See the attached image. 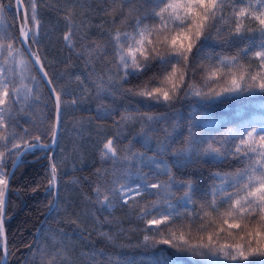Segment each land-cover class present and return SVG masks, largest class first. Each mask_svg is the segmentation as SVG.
Returning <instances> with one entry per match:
<instances>
[{"label":"trees","instance_id":"16d2710c","mask_svg":"<svg viewBox=\"0 0 264 264\" xmlns=\"http://www.w3.org/2000/svg\"><path fill=\"white\" fill-rule=\"evenodd\" d=\"M233 3L235 0H226L222 12L225 21L232 18ZM0 4L3 5L0 43H14L15 48L12 56L0 53L3 55L0 72L6 68L8 77L5 80L0 74V81L8 84L10 92L13 85L20 89L21 100L5 116L14 126L10 130L0 129V133L11 131L23 136L25 129L33 134L47 133L44 143L49 144L52 141L48 132L51 127L49 117L55 115L54 100L23 46L11 39L19 36L15 1L0 0ZM30 4L31 0L25 3L29 15ZM239 6L248 7L249 11L258 7L256 0H250V5L249 0H245ZM152 7L154 0H37L39 36L38 44H32L31 48L35 53L39 51L54 87L62 94V132L54 151L26 154L11 181L5 223L9 249L7 264H208L201 257L160 241L170 239L172 233L178 238L183 232L193 244L201 239L207 243L211 232L216 247L224 243H243L240 240L242 231L229 230L223 223L235 219L223 215L230 208L228 203L219 207L221 215L210 208L207 209L209 214L204 215L202 209L207 207L206 201H211L209 193L213 189L233 190L235 174L248 166L246 157L234 156L231 152L234 151L233 144L239 142L241 131L264 129V92L225 94L223 99L210 102L183 93L197 89L207 91L206 85H212L216 91L224 87L229 74L227 67L223 68L219 79L207 80L213 63L220 67L218 58L237 56L241 65L254 71L258 59L252 53L261 44L258 26L245 18L243 35L252 38V42L238 40L229 44L223 42L232 35L225 31L228 25L223 21L217 24L221 38L206 41L204 47V56L217 59L198 60L195 68L185 69L183 62L178 65L173 78L175 92L172 85L165 82L166 73L158 61V55L167 53L166 46L155 45L157 53L150 56L151 67L144 73L128 77L126 82L120 79L123 74L115 66L118 57L110 45L105 47L109 54L102 58L96 55L89 58L85 53V46L107 45L109 34H135L138 20L142 21V28L155 27L152 19H144ZM212 23L208 21L207 30L211 29ZM66 35L71 37L74 48L68 46ZM82 36L88 39L81 40ZM150 38L155 42L156 33L153 32ZM245 46L249 54L238 55ZM148 47L151 51L153 46ZM138 58L144 62L142 57ZM109 77H112L111 86ZM25 85L32 89L27 101L23 100ZM145 85L161 86L169 91L172 99L164 102L161 98L156 103L155 96L149 100L129 94V89L136 92ZM2 88L0 83V90ZM73 98L79 101L76 105L71 103ZM3 107L8 108V105ZM125 116L132 119L125 121L122 119ZM147 116L154 119L148 121ZM189 130L195 144L189 143ZM107 139H113L117 146L115 158L111 154L108 159L101 158L100 152ZM213 141L218 142L213 146L221 149V155H205L204 150ZM15 142L21 147L12 151L19 155L26 145L23 140ZM6 144L8 140H0V153H3L0 170L8 176L18 155H10L3 147ZM185 148L189 149L186 153L183 152ZM130 153L151 158L154 162L137 164L133 161L132 171L138 174L125 178L123 171L128 164L125 157ZM53 163L57 166L55 181L52 180ZM169 173L174 184L152 189L130 200L128 205L113 201L114 206L108 208L101 207L96 201V189L99 187L102 201L118 177L120 182L116 188L121 184L141 183L144 175L148 176L149 182L155 180L169 185ZM187 184L192 187L190 203L184 198ZM219 195L222 197L223 193ZM109 199H112L110 195ZM152 205L156 207L152 208ZM192 208L200 219H193ZM158 209L174 212L159 226L165 229L160 235L154 231L149 233L150 226L146 223ZM145 210H150L151 215L143 218ZM168 223L171 228L166 227ZM220 228L224 231H219ZM146 235L149 236L147 244ZM96 253L102 255H94ZM1 261L0 248V264Z\"/></svg>","mask_w":264,"mask_h":264},{"label":"snow or ice","instance_id":"6c2138e0","mask_svg":"<svg viewBox=\"0 0 264 264\" xmlns=\"http://www.w3.org/2000/svg\"><path fill=\"white\" fill-rule=\"evenodd\" d=\"M27 0H15L17 4V15L21 17V24L18 26L19 36L11 38L14 42H18L21 45H28L25 51L31 55L33 60V66L40 65L38 71L43 74L46 86L49 87L50 95H54L55 103V115L49 117L51 127L48 132L52 136V144L44 143L47 138V133H30L27 129L24 130L23 136H18L15 133L9 131L7 134L0 133V140H8V144L3 145L7 148L9 154L12 156L18 155L17 152H13L12 149H19L21 145L16 143L17 140H23L27 146L28 151H35L37 149H51L56 141L59 128L61 126V96L62 94L57 92V89L53 86V80L48 78V73L44 71V65L41 63V57L39 51L32 54L31 45L38 44L39 36V20L36 14L37 0H31L29 5L31 14H28V10L25 8ZM245 0H235L233 3V15L232 18L225 21L222 15L225 7L226 0H154V7L146 15L144 19H152L155 22V27L149 28L147 26L141 27L142 21L136 22L135 35L129 36L127 33L116 32L114 35L109 34L107 45L102 47L101 45H95L94 47L85 46V53L92 57L96 55L97 58H102L109 53L105 51V47L110 45L114 49V55L118 57L116 68L118 72L123 75L120 78L126 82L128 77L137 75L138 73H144L151 67L150 56L157 53L155 45L166 46L168 51L164 55H158V61L160 67L166 73L164 80L166 83L172 85V89L175 92L176 87L174 83V77L176 75V68L182 62L185 69L188 67L195 68V63L198 60H216L214 57L204 56L205 42L212 39L221 38V30L216 27L217 24L222 21L228 25L225 31L232 33L230 37L223 40L224 43L232 44L238 40H245L248 43L252 42V38L245 37L243 30L245 29V18L254 21L258 28L260 47L255 50L252 55L258 59V64L255 66V70L250 72L247 68L240 64L237 56L231 58L223 57L218 58L220 67H217L215 63L212 65V71L207 74V80L219 79L220 74L224 67L228 68V78L226 85L216 91L212 85H206L207 91L194 90L183 93L184 96L195 95L196 97L212 101L216 99H223L224 95H243L245 93H251L253 91L264 92V0H256L258 7L252 8L249 11L248 7H240L239 5L244 3ZM250 5V0H249ZM3 11V5L0 4V12ZM212 21L211 29H208V21ZM179 21V23H176ZM171 23V27L169 24ZM252 31L251 28L248 29ZM153 32L156 33L157 40L154 42L150 37ZM215 33V37L213 36ZM137 36L139 37L137 39ZM71 37L65 36V41L69 42L68 46L74 48L75 45L70 43ZM88 37L82 36L81 40H87ZM131 41V43L129 42ZM95 44V42H92ZM148 46H153L149 51ZM195 49V51H194ZM15 51L14 43H0V53L6 52L8 56H12ZM249 54L247 46L240 49L238 55ZM138 57H142L144 62ZM0 59H3V55H0ZM235 69V70H234ZM0 74L4 75L5 80L7 77V69H3ZM93 74H95L93 72ZM97 79H100L97 77ZM181 80L184 76L181 75ZM110 84L112 77H109ZM3 84L2 90H0V129L10 130L14 125L5 119V116L10 110L17 104L21 103L20 89L13 85V90H8V84L0 81ZM100 87L103 89L104 85L101 83ZM123 87V83L120 84V88ZM113 91L118 89L113 88ZM129 94L139 95L151 100L155 96V102L159 103L161 98L164 102H169L172 97L169 91L165 90L159 85L150 86L145 85L140 91L133 92L129 89ZM214 93V94H213ZM32 94V89L24 86L23 100L27 101ZM79 101L73 98L71 103L76 105ZM4 105H8V108H4ZM23 109L21 108V111ZM123 120H131V116L122 117ZM148 121L153 120L151 116H147ZM234 134V133H233ZM9 137H11L9 139ZM189 137L191 138L189 143L195 144V139L192 137L191 130H189ZM35 142L32 143L31 141ZM119 138L116 143L119 144ZM218 143L213 141L208 143L207 148L204 150L205 155H221V149L214 147L213 144ZM234 151L232 155H239L246 157L249 161L248 166L235 174V179L231 185L233 190L225 191L223 188L213 189L209 195L212 197L211 201H206V208L202 209L204 215H208V210L216 211L218 215L219 207L223 203H228L230 208L223 213L229 217H235L234 220H224L223 223L227 225L229 230L239 229L243 234L240 235V240L243 243H224L219 247L213 244V234L209 232L207 236V243H204L201 239L198 243L193 244L183 232L179 237H176L175 233H172L170 239H163L160 242L163 244H170L176 247L180 251H188L192 256L203 258L208 264H264V129L257 130L256 128L245 129L239 134V142L233 144ZM117 146L114 145L113 139H107L103 143V149L100 152L102 159H108L109 154L112 158L117 156ZM165 150L167 147L165 146ZM189 149L185 148L183 152H188ZM183 153H177L181 155ZM3 155V153H0ZM128 164L125 166L123 176L127 178L130 175L138 174L132 171L133 161L137 164H144L146 162H154L151 158H144L137 153H130L125 157ZM15 166V164H13ZM57 166L55 163L51 165L52 180L55 181V173ZM120 182V178L113 180L112 185L108 188V195L103 196L101 201V191L99 187L96 189V201L100 203L101 207L111 208L114 206L113 201L120 203L121 205H128L129 200L133 199L134 195H141L148 191V189H160L161 187L170 186L175 181L171 178L169 173V185H162L158 181L149 182L148 176H142V182L136 184H121L119 188L115 185ZM9 178L6 174L0 171V208L4 203L5 189L8 187ZM51 185V182H50ZM185 199L191 202V184L184 186ZM223 193L221 197L219 194ZM158 194V193H157ZM111 196V200L109 199ZM155 208L156 205H152ZM51 211V208H50ZM193 213V219H200V215L195 212V209H191ZM151 215L150 210L142 212V217L146 218ZM176 215H180L177 213ZM172 217V213L163 214L162 218L154 217L152 219H146V223L150 226L147 231L149 233L156 232L160 235L165 229L159 226L165 224ZM254 217V218H253ZM187 219V217H185ZM76 223V221H72ZM155 225V228L151 226ZM167 228H171V223L166 225ZM219 231L223 232L224 228H220ZM0 232H3L2 223H0ZM228 235L231 236L232 232L229 231ZM147 244L149 236L144 237ZM207 249L208 251H203ZM94 255H102L96 253Z\"/></svg>","mask_w":264,"mask_h":264},{"label":"water","instance_id":"95a60500","mask_svg":"<svg viewBox=\"0 0 264 264\" xmlns=\"http://www.w3.org/2000/svg\"><path fill=\"white\" fill-rule=\"evenodd\" d=\"M15 4H16V3H15ZM16 5H17V4H16ZM17 12H18V9H17ZM18 16H19V15H18ZM20 23H21V21H20ZM23 46H24V48L28 47V45H23ZM27 54H28V53H27ZM32 54H34L33 51H32ZM28 56H29V58L31 59L32 63H34L33 60H32L31 55L28 54ZM41 63H42V62H41ZM42 64H43V63H42ZM39 67H40V65H35V69H36V71L38 72L39 76L41 77L42 81L44 82V84H45V86H46V83H45L44 78H43V74H42L40 71H38ZM44 71H46L45 67H44ZM46 72H47V71H46ZM48 78L50 79L49 75H48ZM46 87H47V89L49 90V87H48V86H46ZM49 92H50V91H49ZM52 97H53V100H54V99H55V98H54V95H52ZM61 112H62V116H61V126H60V128H59V131H58V134H57L56 141H55L53 147H52L50 150L55 149V147L57 146V144H58V140H59V136H60V133H61V129H62V117H63L62 104H61ZM52 143H53V142H52ZM52 143H51V144H52ZM46 150H49V149H46ZM29 152H31V151H28V150H27V147H25V149H24V150L20 153V155L17 157V159H16V161H15V163H14L15 166L12 167V170L10 171L9 176H8V178H9V184H8V187L4 190V191H5V195H4V197H3V199H4V203H3V206H2V208H1V215H0V223H2V226H3V232H2V239H3V259H2V263H1V264H6L7 261H8V257H9L7 235H6V230H5V219H6L7 208H8V203H9L10 184H11L12 178H13V176H14V173H15L17 167L23 162V157H24L27 153H29ZM54 206H55V205H54Z\"/></svg>","mask_w":264,"mask_h":264},{"label":"rangeland","instance_id":"374dc122","mask_svg":"<svg viewBox=\"0 0 264 264\" xmlns=\"http://www.w3.org/2000/svg\"><path fill=\"white\" fill-rule=\"evenodd\" d=\"M135 35V34H134ZM139 37L137 36V39H138ZM130 43H131V41H129ZM1 171V170H0ZM4 173V172H3ZM5 174V173H4ZM137 195H134L133 196V198L134 197H136ZM172 213V216L174 215V212H172V210H170V209H158V210H154L153 212H152V214H154V217H157V218H162V216H163V214H166V213ZM153 217V218H154ZM151 227H156L155 225H152ZM0 245H1V240H0Z\"/></svg>","mask_w":264,"mask_h":264}]
</instances>
